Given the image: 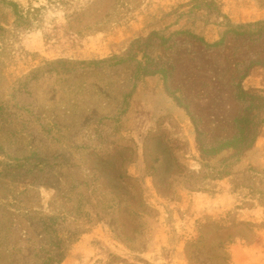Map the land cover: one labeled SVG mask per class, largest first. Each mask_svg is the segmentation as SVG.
<instances>
[{
  "label": "rangeland",
  "instance_id": "1",
  "mask_svg": "<svg viewBox=\"0 0 264 264\" xmlns=\"http://www.w3.org/2000/svg\"><path fill=\"white\" fill-rule=\"evenodd\" d=\"M58 261L264 264V0H0V264Z\"/></svg>",
  "mask_w": 264,
  "mask_h": 264
},
{
  "label": "trees",
  "instance_id": "2",
  "mask_svg": "<svg viewBox=\"0 0 264 264\" xmlns=\"http://www.w3.org/2000/svg\"><path fill=\"white\" fill-rule=\"evenodd\" d=\"M60 261H61V260H60ZM60 261H58L57 264H60V263H61Z\"/></svg>",
  "mask_w": 264,
  "mask_h": 264
},
{
  "label": "crops",
  "instance_id": "3",
  "mask_svg": "<svg viewBox=\"0 0 264 264\" xmlns=\"http://www.w3.org/2000/svg\"><path fill=\"white\" fill-rule=\"evenodd\" d=\"M241 248V247H240Z\"/></svg>",
  "mask_w": 264,
  "mask_h": 264
}]
</instances>
